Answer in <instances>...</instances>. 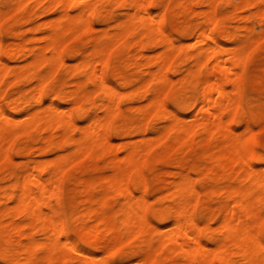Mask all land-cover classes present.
<instances>
[{
  "label": "rangeland",
  "instance_id": "obj_1",
  "mask_svg": "<svg viewBox=\"0 0 264 264\" xmlns=\"http://www.w3.org/2000/svg\"><path fill=\"white\" fill-rule=\"evenodd\" d=\"M17 1L18 0H0V15L2 14V17H0V59L5 63L6 67V73L5 71L4 73H0V78L4 77L3 79H0V110L5 113V121H8V123L10 122L8 120L9 118L17 120L15 122L11 121L8 126L10 130L5 134L6 141H10H7L10 146L5 144L6 146L8 145V154H4V151L7 150L3 149V153L1 152L2 154L0 157V159L3 158V161L0 162V212L5 208H12L17 203L22 190V183H19V179L25 169L27 170L30 167L32 168L34 165H41L42 167L49 166L50 169V166L60 160V156L63 158V156L67 157L66 154L70 156L73 153L75 146L70 142L58 144L59 140L61 139V135L67 134L71 142L77 141L81 139L82 136H84L83 126L87 127L94 118L97 121H103L106 119L103 123L106 126L107 139L110 143L112 142L111 145H113L112 151L109 153L107 152V154L105 151L103 152L102 150L97 149L92 151V153L87 154L86 158L85 156L82 157V155L85 153L77 154L75 156V160H78V157H81V160H78L77 163L75 162V165H73V163V166L69 165L70 163L67 164L66 167H71H67L68 169L63 172L62 177L60 175L58 176L57 180L60 182L57 186L58 192L55 191L56 188L53 186L51 187L53 188V191H51L52 193L50 192V194L46 195L47 200L49 199L50 203H52L50 204L52 209H48L49 207H47V209L45 208V212L52 213V211H54L53 209H55L57 213H59L56 214V219L59 221L58 223L62 221L59 226V229H61L59 234L60 239L64 241L67 237L70 238L72 236L82 235L80 231V225L82 222L79 217L81 215V204L86 196V187L83 184V181L92 180L93 183L98 181V184H96L95 197H101V195L104 193V188L102 189V187L99 186V180L103 175L112 174L113 170L111 166L113 165V162L117 160V157L120 159L126 155V152L122 147L126 144H130L128 142L132 141L133 143V141H140L143 138L142 135L140 136L135 134L130 137L129 135L125 134L127 136L126 137L124 136V133L118 134V132H116L117 128L121 127V124L127 121L126 123L131 125L132 123H130V121H132L135 123L132 124L135 127H140V124L142 127H146L147 134L144 136V138H152L153 142L157 144V146L154 147V149L150 151V154L148 155L151 157H147V159H145L144 162L142 161L143 163L140 164L139 168H141V173L138 169L137 171L131 172L129 175V182L132 183H130V186L133 191L135 190V196L137 197L144 195V198L147 202V206L149 208L146 211V216L149 223H152V225L155 223L154 225H157V221L155 220V212L159 210H164L167 215L166 225H169L172 222L174 204L171 201L170 196L167 194L168 187L174 181L177 173L182 172L185 175H189L193 189V194L189 198V202L191 201V206H189V208L191 207L190 213L192 214L193 218H195L199 228L201 229V232L198 236L199 241L210 249L209 253L213 257V264H223L219 260V254L215 251V239H217L219 236V225L223 215L220 209L225 204L226 197L222 194H217L216 192L230 186V184L237 185L239 183L238 181L241 179L237 177V180L235 175L232 174L235 172L233 165H228L227 162L224 163L225 161L221 162L223 160L217 158V146L219 141L215 139L217 138L216 136H214L210 143L206 144H204V136L202 135H197L193 139V144L187 142L184 145H178L174 139V135H172L170 139H166L164 142L161 141L162 143L157 140V136H159L160 132H162L165 127L171 124V120L165 121L161 116L162 114H159L158 110H155L156 112L154 111V113H152L153 116L151 114H146L148 113L147 107L153 95L149 90L142 89L141 91L139 88L141 87L140 85H142L141 82L144 80L142 78H146L148 75L146 72L156 69V66H152L155 65L154 62L161 54L163 49L159 46L153 45L141 51L137 50L138 48H136V51L133 46L130 47L131 49L128 47L129 50L126 49L127 47L121 48L117 46L114 47V49L110 48L109 51L106 52H110L109 56L106 54L107 60H104L106 63H104L102 67H99L100 69L98 68V73L102 74L105 81L111 87L116 88L120 92L121 98L118 101L119 114H116V117H112L110 115L107 116L103 108H101L100 103L106 99V94L105 92L97 89L95 83L82 69L83 60L85 57H88L89 59L92 57L91 54L94 50V45L97 44L95 43L97 42V38L103 37L102 39L107 41L108 33L113 34V32L116 31L123 22L127 21V13L129 12L128 7H130L129 5L131 0H96L99 4L95 0H83L85 2L94 4L96 2L94 11L90 12L92 15L87 16L88 25H81V28L85 27L84 29L79 28L78 30L80 31H76L74 34L71 32L60 36L59 55L62 62L56 71L57 73H53L55 76H52L53 74L51 75L52 71L50 70L49 65L33 64V53L42 50L44 47L43 51L47 54L46 56H51L52 50L49 49V46L47 45L50 41V35L55 31V27L53 26H55L56 20L59 18L58 16H60L61 7H54L51 5V0H20V2L18 1L19 3H17ZM74 1L75 0H72L71 2V15H76L79 12L77 11V5L79 2L78 0L75 2ZM241 1L242 0H216L215 3V0H154L156 5H163V10L160 14L162 17H160L161 27L165 35L171 38L177 46H182L181 44H183L181 52L176 49V54L167 69V83L159 85L157 88L159 92H161L160 99L162 100L164 107L167 108L168 111L177 113L176 115L184 120L182 121L183 126L187 127V125L191 123L192 119L196 115L195 110H199V107L203 105L202 103L206 102V98L208 97H203V94L201 93L202 90L205 89L202 88L205 87L203 83V78L205 77H200V79L198 77L197 80L196 76H201V73H203L202 76H204L207 71L212 69V65L215 64L213 63L215 61H212V63L208 66L210 68H207L208 70L203 67L204 63L206 62V57L203 56L197 58L195 57V54H199L200 51H203L205 48V43H202L201 45L200 43L197 45L195 43H197V37L203 30L202 28L205 26V17L209 16L214 18L213 22L216 19L214 23H212L210 20L212 24L209 22L211 24L210 26L208 25L210 28L207 26L209 31L206 30L208 31L206 32L208 35L213 33V37L216 39L217 43L221 45L217 46V48H221L219 50L216 48V53L220 51L219 53L222 55V58L219 53L218 55L220 57L218 55H216V57L218 56L222 60L224 58L225 60L229 59L233 55V53L231 55L232 48L237 46L239 47L243 43L246 45L244 54L245 62L237 76L240 79V82L238 87L235 88L236 92L234 90V93H232L237 97L239 105L236 108V114H234V116L232 114L228 115V113L223 114V121H228L231 119L230 117L233 116L230 120L231 128L239 136H241L240 131H237V129L242 128L243 133L246 131V128H244L245 126L252 129L255 132L256 139L258 141L256 147L254 148L255 150L264 144V124H261L258 119L261 109L264 108V39H262L264 37V35H262L264 34V3H262V1L257 3V1L254 0L256 3L254 1L252 2L256 4H254L255 6L253 3V6H245V4L242 3L243 1ZM21 2L22 5H25L22 6ZM39 3L41 5H39ZM48 6L49 8H47ZM234 7L236 9L239 7V11H237ZM211 11L214 16L212 15ZM208 12H210V14ZM159 13L160 12H158L156 15ZM142 33L143 31L141 29L136 28L127 35L130 37L128 40L132 41L142 39V41L146 43L147 40L144 38ZM68 36L69 39L67 41L66 39ZM64 39L68 43H65L66 45L61 48V45L63 44L61 42L62 40L64 41ZM255 42L257 44H254ZM45 46L48 49H46ZM28 48L33 49L29 50ZM11 49H17V53H15L12 57H7V52H9ZM4 51L6 52L4 53ZM221 51L223 53H221ZM104 57L105 54L103 55L102 59H105ZM204 58L205 61H203ZM29 62L32 64H26ZM149 63H151V66ZM201 63H203V65ZM22 65H24V67ZM137 65L140 68L143 65L146 67H142L141 70L137 67ZM197 65H199V67ZM147 66H149L150 69ZM30 72H32V74ZM120 76H126L128 79H130V84L128 83V86L122 84ZM192 77H195V79ZM233 77L236 78L235 76ZM137 78L141 79V81H139ZM180 78L182 81H179ZM12 82L13 84H11ZM39 83H41L40 85L43 84L41 89H39L36 85H39ZM78 84H81V86ZM231 87V84L225 87L227 92L233 91L232 88L234 87ZM36 88L39 89L40 95L38 98L40 99L35 97L38 95V93L35 94ZM162 88L164 91L167 89V91H165L167 93H164L162 90L160 91ZM136 90H139V92ZM135 91L138 93L136 94ZM75 92H78L77 97L73 95ZM84 92L90 95L88 99H83L82 96ZM122 93H125L128 96H131L130 93H134L132 97L135 95L136 98H132L133 100L131 97L129 99L128 96L125 98V94L122 95ZM163 93L165 95L162 96L161 94ZM49 106H53L60 111H66L69 109L70 111H66L67 113L69 112L67 117L71 116L70 119L72 120L73 125L75 124L78 128L73 127L71 123L68 122L70 121L68 118L67 121L65 120L60 124H55L53 120L47 121V118L36 117L39 116L42 108L44 109ZM82 109L84 112H81ZM32 114H34V116H32ZM209 115L211 116L213 114H197V119H201ZM245 115L249 117L247 122L242 121V117ZM146 116H148L149 119ZM7 117L9 118L7 119ZM89 117L91 118L89 119ZM37 118H40V120L43 119V122L38 125H33L35 122H40V120ZM37 120L39 121L37 122ZM234 121L240 122L234 123ZM27 122L31 124L32 128L35 126L36 128L34 130L30 129V124L28 125ZM44 126L50 130L46 129ZM28 130L30 131L28 132ZM47 130L49 131L47 132ZM52 134H54V136H52L54 140L51 137ZM46 137L49 141L46 140ZM152 139L148 142L152 141ZM51 140H53L54 143H57V145H52ZM46 141L48 145L46 144ZM168 144L170 147H168ZM5 145L3 146L5 147ZM40 147H42L43 151L40 149ZM255 153L257 155L261 154L258 151H255ZM57 156H59V159ZM45 160L50 162L46 163ZM215 160H217V163ZM73 161L74 160H72V162ZM252 162L254 163L253 165L255 167L262 168L260 166L262 162L257 159V156L252 159ZM208 164L216 165L214 174L212 176L207 175ZM226 165L227 167H225ZM223 166L225 169L222 168ZM228 166L230 167L228 168ZM40 169L36 172L41 174L43 179L46 180L49 177V169ZM184 170L186 172H184ZM45 171L47 172L44 173ZM142 174L143 179H140L142 182L139 180V183L135 184V178L137 176H141ZM59 177H61L60 180ZM142 187L144 189H142ZM145 189H147V191ZM54 191L55 194H53ZM36 192L37 194L40 193L38 190H36ZM109 194H111L109 200L110 205L121 202V198L115 196L113 192ZM196 194L197 197L194 196ZM193 197L197 200H195ZM159 198H161V200L158 201ZM202 198L203 200H201ZM151 206L153 207L150 208ZM263 211L264 204L261 205L260 218L255 221L254 225L257 228L261 225L260 228H256L259 230V233L256 229H254V231L256 234L258 233V238L264 244V237H261L264 236V227H262V225H264V216H262L264 215ZM10 217L11 216L0 218V260L2 261H8L7 255L9 252L13 253V251L16 249L14 241L18 240L20 235L14 231L7 230V227H9L10 224L14 226V222L15 225H17L24 221L22 216H16V218H14L15 216H12L11 218ZM125 231V229L121 230L123 239L114 246H117L115 248L124 247L125 254L129 252L132 253L131 256H127L128 259L138 257L135 256L134 251L138 249L140 241L143 238L142 236L144 235L128 239ZM112 237L113 235L111 234L107 235L102 246L96 247L94 251L101 252L103 249H110L109 245L113 244L111 241ZM40 239L41 236L36 234L34 240L37 241ZM28 241L29 240H24L26 243ZM107 241L108 243L105 245L104 243ZM154 242L156 244V239ZM153 255L154 253L152 256ZM40 256L42 257L41 254ZM236 260L238 261V258H236ZM40 262L41 261L36 262L33 257L32 261L27 263L24 261V256L19 254L17 255V262L11 264H44L43 261V263ZM153 262H155V264H183L184 257L182 253H172L168 251V249H162L159 250L158 255L153 258L152 263L150 262V264H153ZM64 264L77 263L66 262Z\"/></svg>",
  "mask_w": 264,
  "mask_h": 264
},
{
  "label": "bare ground",
  "instance_id": "obj_2",
  "mask_svg": "<svg viewBox=\"0 0 264 264\" xmlns=\"http://www.w3.org/2000/svg\"><path fill=\"white\" fill-rule=\"evenodd\" d=\"M18 1L20 2V0H18ZM18 1H17V3H19ZM22 1H24V0H22ZM75 1H77V0H75ZM242 1L241 2L243 4H245V6H248V5L253 6L256 3L255 1H257V3L261 2V1H262V3H264V0H255V1L254 0H242ZM252 1H254L255 3ZM51 2H52L51 5H53L54 7H57V6L61 7L60 16H58L59 18H57L56 24H55V26H53V27H55V31L50 35V37H49L50 41H49V44L47 45V46H49V49L52 50V53H51V56L47 57L46 56L47 54L44 53V51H43V49H44V47H43L42 50L33 53V56H34L33 64H43V65L47 64V65H49L50 70L52 71V73H51V75H52L54 72H55L54 74L57 73L56 71H57L58 67H60L59 65H61V62H62L60 55H59L60 54L59 53L60 52L59 51V49H60V47H59L60 46V36H63L65 34H68L71 32H72V34H74V32L76 33V31L77 32L80 31L78 29L81 28V25L87 26L88 25L87 16L89 15L88 13H90L91 11L92 12L94 11V8H95L97 1L94 4V3L85 2L83 0H81V1L78 0L79 3L77 2L78 3L77 6L80 10H79L78 14H76V15L70 14V7H71L72 0H51ZM40 3H39V5L42 4V3L41 4ZM138 3H139V0H131V3L129 5L130 7H128L129 12L127 13V15H128L127 21L123 22L119 26V28H117V30L113 32V34L108 33V36H107L108 40L107 41L106 40L104 41L102 39L103 37L97 38V42H95L97 44L94 45L95 47L93 48L94 50L92 51V54H91L92 57L90 59L88 57H85V59L83 60L82 69L86 72V74L89 76V78L95 83V85L97 86V89L105 92V94H106V99L100 103L101 108H103V110L105 111L107 116L110 115L112 117L113 116L116 117V114L117 115L119 114L118 101L121 98L120 92L116 88L111 87L105 81L102 74L98 73V68L102 67L103 64L106 63V61H104V60H107L106 54H108V56H109L110 52L109 53H106V52H108L110 48L114 49V47H117V46H119L121 48L127 47L126 49H128V47H129V49H131L130 47L133 46L135 50H136V48H138L137 50H140V51L144 50L145 48H149L153 45L159 46L163 49L161 54L158 56V58L156 57L157 59L154 62L155 65L153 64L154 66H152V67L156 66V69L152 70L150 72L147 71L148 73L146 72V74H148L147 77H149V78H147V77L142 78L144 80L141 82L142 85H140L141 87L139 88V89H141V91H142V89L143 90H149L150 93L153 95V97H152V99H151V101L147 107L148 113H146V114L152 115V113H154L155 110L156 111L158 110L159 114H162L161 116L165 121L171 120V124H169L167 127L164 128V130L162 132H160L159 136H157V138H158L157 140L160 142L161 141L164 142L166 139H170V137L172 135H174V139L177 142V144L178 145H184L187 142H190L191 144H193V142H194L193 139L197 135L198 136L202 135V136H204L203 141L205 142V143L204 142L203 143L206 144V143H210L213 140L214 136L217 137V138H215L219 141V144L217 146V148H218L217 154L218 155L216 154L217 158L223 160L221 162L225 161L224 163L227 162L228 165H230V164L233 165L235 172H233L232 174L235 175V178L238 177L241 180L239 179L240 181H238L239 183L237 185H231L230 184V186L222 189L221 191L216 192L217 194L224 195L226 197V202L223 205V207H221V209H220L221 212L223 213V215H222V219H221V222L219 225V236L217 239H215V244H216L215 251L219 254V260L223 264H264V244H263V242L260 241V239L257 236V234L259 233V230H257V229L260 228L261 225L258 228L256 226H254L255 221L258 218H260L261 205L264 204V167H262V168L255 167L253 165L254 163L252 162V159L255 156H257V159L259 161H261V162H264V161H262L261 154L257 155L255 153V150H254V148L256 147V144L258 142L256 139L255 132L252 129H250L249 127L245 126L244 128H246L245 129L246 131L244 133H243V131H240L241 136H239L231 128V123H230V120L232 119L234 114H236V108L239 105V103L237 101V97L234 96V94H232V93H234L235 88L238 87L239 82H240V79L237 76H238L239 71L245 62L244 61V54H245L246 45H245V43H243L241 46H239V47L237 46L238 48L237 47L232 48L231 55H232V53H233V55L229 59L225 60L224 57H223L224 58L223 60L220 59L219 58L220 57L219 55H221L219 53L220 51L218 52L219 55H218V53H216V51L221 48V47L217 48V46H221V45L217 43L216 39L212 35L213 33L210 34V32H209L210 35H208L206 33L209 31L208 27L212 23H214L216 19L213 22L214 18H211L209 16L205 17V19H206V21L204 20L205 26H204V28H202L203 30L199 33V35L197 37V39H198V41H196L197 43H195L196 45L198 43H200V45L202 43L203 44L205 43V48L203 49V51H200L199 54L196 53L195 57H197V58L203 57V56L206 57V62L205 63L203 62L204 63L203 67H205L206 70H208L207 68H210L208 66L212 63V61H215V62H213L215 64L212 65L213 66L212 69L210 71H207L204 76H202L203 73H201V76H200L199 75L200 72L198 73L199 76H196L197 80H198V77H199V79H200V77H205V78H203L204 82L202 80V82L204 83V86H205L202 88L203 89L205 88V89L202 90L201 93L203 94V97L204 96H205V98L207 96L208 97L206 98V102L202 103L203 105L201 107H199V110H197V111L195 110L196 115L192 119L191 123L188 124L187 127H184L182 124V121H184V120L179 118L176 115L177 113H174L172 111H168L167 108L164 107V105L162 104V100L160 99V93L161 92H159V90L157 88L159 85H163V84L167 83V76H166L167 69H168L173 57L176 54V52H175L176 49L181 52L183 44H181L182 46H179V45L177 46L171 38H169L167 35H165V33L161 27V17H162L160 15L161 12L158 15H156L157 13L155 15L154 14H148V13L141 14V9L139 7L135 8V9H133L131 7L132 5L138 4ZM215 3H216V0H215ZM215 3H213V4H215ZM252 3H253V5H252ZM21 5H22V2H21ZM24 5H22V6H24ZM84 5H88V7L85 8V7H83ZM193 6H195V5H193ZM50 7H52V6H50ZM98 7H99V5H98ZM211 7H212V5H211ZM47 8H49V6ZM238 8L239 7H237V9L236 8L235 9L237 11H239ZM45 10H47V9H45ZM193 10H194V8H193ZM197 12H199V11H197ZM208 13L210 14V12H208ZM211 13H212V11H211ZM1 15H0V17H2ZM212 15H213V13H212ZM196 16H194V17H196ZM198 16H199V14H198ZM172 17H174V16H172ZM210 20L212 21V23L210 22ZM82 27H84V26H82ZM84 28H81V29H84ZM89 28H90V26H89ZM136 28H139L143 31L142 34H143L144 38H146V40H147L146 43H144L142 41V39L141 40L137 39V40H132V41L128 40V38H130V37H128L127 35L131 31H134ZM206 30H208V31H206ZM98 31H99V29H98ZM82 32H83V30H82ZM86 34H87V32H86ZM262 35H264V34H262ZM69 36L66 39L67 41L69 39ZM71 36H73V35H71ZM262 37H260V38H262ZM209 38H211V39H209ZM262 39H264V37ZM64 41H65V39H64ZM64 41L62 40V42H61V43H63L61 45V48H63V46L66 45L65 43H68V42H66V41L64 42ZM259 41H261V40H259ZM251 42H252V40H251ZM254 44H257V43L255 42ZM186 45H189V44H186ZM45 48H46V46H45ZM216 48H217V50H216ZM31 49H33V48H31ZM31 49H29V50H31ZM46 49H48V48H46ZM221 50H223V49H221ZM46 51H48V50H46ZM5 52L6 51H4V53ZM15 53H17V49H11L9 52H7V57H12ZM221 53H223V52L221 51ZM104 54H105V57H104L105 59H102ZM216 55H218L219 57L218 56L216 57ZM193 57H194V55H193ZM221 58H222V55H221ZM203 61H205V58ZM151 63H149V65ZM203 63H201V64L203 65ZM26 64H32V63L29 62ZM26 64H24V65H26ZM24 65H22V66L24 67ZM144 66L145 65H143L142 67H144ZM197 66L199 67V65H197ZM25 67H28V66H25ZM134 67H135V65H134ZM137 67H138V65H137ZM147 67L149 68V66H147ZM138 68H140V67H138ZM5 70H6L5 63L0 59V73H4ZM88 72H89V74H88ZM5 73H6V71H5ZM30 73L32 74V72H30ZM27 74H25V75H27ZM54 74L52 76H55ZM1 75H3V74H1ZM233 76H235L236 78H234ZM120 77H119V79H120ZM3 78H0V79H3ZM181 78L179 79V81L180 80L182 81ZM192 78L195 79V77H192ZM137 79H139V78H137ZM48 80H49V78H48ZM129 80L130 79H128L126 76L121 77V82L125 86L126 85L128 86ZM139 81H141V79H139ZM13 82L11 84H13ZM121 82H120V84H121ZM40 84L41 83H39V85ZM46 84H47V81H46ZM229 84H231V86L234 87V88L231 87L233 89L232 92H227V90L225 88ZM36 85L38 86L39 89H41L43 86V84L40 85V87L38 84H36ZM78 85L81 86V84H78ZM169 85H170V83H169ZM82 87H83V85H82ZM38 88H36V90H35V94L38 93V95L37 96L34 95L37 98L40 95ZM168 88H169V86H168ZM161 90L164 93H167V92H165V91H167V89H165V91H164V89L162 88V89H160V91ZM36 91H38V92H36ZM136 91L139 92V90H136ZM93 92H92V94H93ZM129 92H131V91H129ZM138 92H136V94ZM235 92H236V90H235ZM17 93H19V92H17ZM164 93L161 95L162 96L165 95ZM77 94H78V92H75V94H73V95L75 97H77ZM123 94H125V93H122V95ZM130 94H131V96H128L127 94H125L124 97L126 98L128 96L129 99H130V97H131V99L132 98L134 99L135 95L132 97V95L134 93H130ZM235 94H237V93H235ZM89 96H90L89 94L84 92L82 97H83V99H88ZM38 99H40V98H38ZM127 100H128V98H127ZM138 107H139V105H138ZM129 108H131V107H129ZM9 110H11V109H9ZM68 110H66V111H68ZM11 111H13V110H11ZM66 111L65 110L60 111V110L54 108L53 106H49V107L44 108V109L42 108L41 112L39 113V116H36V117L47 118L46 119L47 121L53 120L55 124H60V123L64 122L65 120L67 121V118H68V120H70L68 122L71 123V125L73 127H77L75 124H74L75 126L73 125L72 120L70 119L71 116L67 117V114L69 115V112L67 113ZM81 112H84L83 109L81 110ZM33 113H35V112H33ZM201 113L202 114H213V115H211V116L209 115V116H205L201 119H197V114H201ZM226 113H228V115L232 114L233 116L231 115L232 117H230L231 118L230 120H228V121L224 120L223 121V114H226ZM40 114H42V115L44 114L45 116L44 115L42 116ZM32 116H34V114H32ZM146 117L148 118V116H146ZM5 118H6L5 113L0 110V157H1V154L3 153V149L7 150L8 145L10 146V144H8V142H10V141L7 140L8 141L7 142L5 139V134L8 133L10 130L8 128V126L11 123V121H14V122L17 121L16 119H12V118L10 119L9 117H7V119L9 118L8 120L10 121L8 123V121H5ZM37 119L40 120V118H37ZM21 120H22V118H21ZM39 120H37V122ZM42 120H40L39 123L35 122V124H33V125L41 124V122H43ZM105 120L97 121V120H95V118L93 120H91V122L88 124V126L86 125L87 127L83 126L84 127V129H83L84 136H82V138L79 140L76 139L77 141L71 142V140H69V137L67 136V134L61 135V139L59 140L58 144L70 142L72 145L75 146V149H74V151L72 150L73 153L70 156H68V154H66L67 157L63 156V158H61V156L59 155L60 160L58 162L54 161L55 163L53 165L51 164L52 166H50L51 167L50 169H49V166L48 167L47 166L42 167L40 165L41 166L40 167L39 165L38 166L34 165V167H32V168L30 167L27 170L25 169V171L22 173V175L19 179V183H22V190H21L20 197H19L17 203L12 208H9V209L5 208L0 212V218H6L9 216H11V217L15 216L14 218H16V216H22L24 218L23 222H21L17 225H15V222H14V226L10 224L9 227H7V230H11V231H14V232L20 234L18 240L14 241V243L16 245V249L13 251V253L9 252V254L7 255L8 261H10L11 263H16L17 262V255H19V254H22L24 256V261H26L27 263L31 262L33 257H34L36 262L41 261L40 263L44 262V264H54V263L64 264L66 262H70V263L76 262L77 264H82V262H83V264H88V262L94 258V254H88V253H85V254L78 256L75 251L70 250V245L68 243L70 238L67 237L64 241H62V239H60L59 234H60L61 229H59L60 228L59 226H60V223L62 221H60V223H58L59 221H57V219H56V214H59V213H57V211L55 209H53L54 211H52V213H46L45 212V208L47 209V207H49L48 209H52V206L50 205L52 203H50L49 199L47 200L46 195L50 194V192L53 191V188H51L53 186H54V188H56L55 191L58 192L57 186H58V183H60L57 180L58 176L60 175L62 177L63 172H65L68 169L67 167H69V166L66 167L67 164L70 163L69 165L73 166V165H75V162L77 163L78 160H81L80 159L81 157H78L79 159L77 158L78 160H75L76 159L75 156L77 154H81V153L84 154L85 153L84 155H82V157L85 156V158H86L87 154H90V153H92V151L97 150V149H100L103 152L105 151L106 153L107 152L109 153L112 151L113 145H111L112 142L110 143L107 139L106 126L103 123ZM147 120H145V121H147ZM35 121H36V119H35ZM126 122L123 123L126 125L121 124L120 125L121 127H118L119 130L117 128L116 132H118V134L124 133V136H126L125 134H127L130 137L136 134V135H140V136L142 135L143 138L140 141H135V142L133 141V143H132V141L128 142L131 145L126 144L122 147L123 150L126 152V155L123 158L121 157L120 159L117 157V160H115L113 162V165L111 166V168L113 170L112 174L103 175L99 180V186L102 187V189L104 188V193L101 195V197H99V198L95 197L96 184H98L97 183L98 181L96 183H93L92 180L83 181L84 183L82 182L86 187V196H85V198L81 204V213H80L81 215L79 214L80 217L78 216L82 222L80 225V231H81L82 235H84V236L91 235L92 242L94 244H96V247L102 246V244L105 240V237L107 235H109V234L113 235V237H112L113 239L111 238V241L113 244L109 245L111 250L114 249L115 247H117L114 245L123 239L122 238L123 234L121 233L122 229L126 230L125 233H126L128 239H132L134 237L144 235V236H142L143 238L140 241V245H139L138 249H136L134 251L135 256L142 257V259L139 261V264H150V262L152 263L153 258H155V256L158 255L159 250H162V249H168V251H170L172 253H182L183 257H184V263L183 264H213L212 263L213 257L209 253L210 249L207 248L205 245L202 244V242L199 241L198 236L201 232V229L199 228L195 218H193L192 214L190 213L191 207L189 208V206H191L190 205L191 201L189 202V198L193 194V189L191 186V179H190L189 175H185L182 172L177 173L174 181L168 187L167 194L170 196L171 201L174 204L173 205L172 222L169 225H166L167 215H166L164 210H159V211L155 212V215H156L155 218L156 219L153 217L157 221V225H154L155 223H153V225H152V223H149L147 216H146V211L149 208L147 206V202L144 198V195H141L142 197L141 196H137V197L135 196V193H134L135 190L133 191L131 186H130L131 182H129V175L131 174V172L137 171L138 169H139V172L141 173V168H139L140 164H142L145 161V159H147V157H151L148 155L150 154V151H152L154 149V147L157 146V144L153 142L152 138H151L152 141H150V142H148L149 140H151L150 138L149 139L144 138V136H146V134H147V128L146 127H144V126L142 127L141 124L140 125L138 124L140 127H135L132 125V124H135L132 121H130V123H132L131 124L132 126L128 125V123H126ZM29 124L30 123H28V125ZM65 124H66V122H65ZM106 124H107V122H106ZM42 125H44V124H42ZM30 127H31L30 129H33V130L36 128V126L35 127L33 126L34 128H32L31 124H30ZM69 127H71V126H69ZM40 128H41V126H40ZM45 128H43V129H45ZM46 129H49V128H46ZM72 129H74V128H72ZM49 130H47V132ZM29 131L30 130H28V132ZM26 133H27V130H26ZM52 136H54V134H52L51 137ZM241 137H245V139L242 141L240 139ZM251 137L255 138L254 141L251 139ZM48 138L46 140H48ZM52 139L54 140L53 137H52ZM53 140H51L52 141L51 144L57 145V143H54ZM11 141H13V140H11ZM145 141H147V142H145ZM5 144H8V145L6 146ZM46 144H47V141H46ZM3 145H5V147ZM168 147H170L169 144H168ZM40 149L43 151L42 147H40ZM4 152H5L4 154H6L8 152V150L4 151ZM59 156H57L58 159H59ZM79 156H81V155H79ZM2 159H0V162L3 161ZM72 160H74V161L72 162ZM39 161H41V160H39ZM45 161H46V163L50 162V161L47 162V160H45ZM215 161L217 163V160H215ZM18 164H19V162H18ZM215 166L216 165H211V164L207 165V172H208L207 175L212 176L214 174ZM225 167H227V165ZM225 167L223 166L222 168L225 169ZM229 167L230 166H228V168ZM40 168L42 170H45L47 168L49 169V172H48L49 177L46 180L43 179L41 174L36 172ZM205 169H206V165H205ZM46 172L47 171H45L44 173H46ZM184 172H186V171L184 170ZM233 175H232V177H233ZM141 176H137L135 178V180H134L135 184L139 183L140 179H143V174ZM61 177H59V180ZM238 178H237V180H238ZM140 182H142V180H140ZM142 189H144V188L142 187ZM36 190H38L40 193L37 194ZM145 190L147 191V189H145ZM55 191L53 194H55ZM111 192H113L115 194V196L120 197L121 202L110 205L109 200H110L111 194H109V193H111ZM49 196H47V197H49ZM194 196L197 197V194ZM200 196H202V195H200ZM164 197H165V195H164ZM146 199H147V196H146ZM159 200H161V198H159L158 201ZM195 200H197V199H195ZM201 200H203V198ZM191 204H193V203H191ZM152 207L153 206H151L150 208H152ZM197 214H198V212H197ZM193 215H194V213H193ZM262 216H264V215H262ZM150 222H151V220H150ZM151 229H152V231H151ZM254 229H256L258 231L257 234L255 233ZM212 230H214V229H212ZM207 233H208V231H207ZM36 234H39L41 236L40 240H37V241L34 240ZM261 237H264V236H261ZM155 239H156V244L154 242ZM12 240H11V242H12ZM24 240H29V241L26 243V242H24ZM107 243H108V241L104 244L107 245ZM107 249H109V248H107ZM153 253H154V255L152 256ZM40 254L42 255V257L40 256ZM105 255H107V254L105 253ZM236 258H238V261L236 260Z\"/></svg>",
  "mask_w": 264,
  "mask_h": 264
},
{
  "label": "snow or ice",
  "instance_id": "obj_3",
  "mask_svg": "<svg viewBox=\"0 0 264 264\" xmlns=\"http://www.w3.org/2000/svg\"><path fill=\"white\" fill-rule=\"evenodd\" d=\"M126 6V5H122ZM83 7H88V5H84ZM133 9L139 7L141 9V14L148 13V14H156L158 12H162L163 5H156L154 3V0H139L138 4H134L131 6ZM80 9L77 8V11ZM89 15H92V13H89ZM211 39V38H209ZM91 117H89L90 119ZM249 119L247 115L242 117V121L246 122ZM259 121L261 124H264V108L261 109L259 117ZM240 121H234V123H237ZM243 127V124H242ZM237 131H242L241 129H237ZM242 141L245 139V137L240 138ZM251 139L254 141V137H251ZM255 151H258L261 153L262 161H264V144H262L259 148H256ZM261 167H264V162L260 165ZM264 227V225H262ZM70 245V250L75 251L76 254L82 255L85 253H94V258L88 262V264H139V261L142 259V257H134L132 259H128L127 256H131L132 253L125 254L124 247L115 248L114 250L111 249H103L101 252H95L96 244L92 242L91 235L84 236V235H76L70 237L68 241ZM107 253V255H105ZM0 264H11L10 261H2L0 260ZM83 264V262H82ZM155 264V262H153Z\"/></svg>",
  "mask_w": 264,
  "mask_h": 264
}]
</instances>
